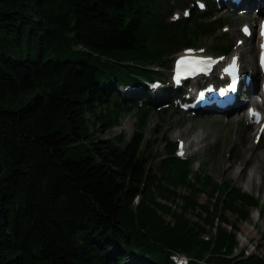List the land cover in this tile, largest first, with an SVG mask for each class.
I'll return each mask as SVG.
<instances>
[{"label": "trees", "instance_id": "16d2710c", "mask_svg": "<svg viewBox=\"0 0 264 264\" xmlns=\"http://www.w3.org/2000/svg\"><path fill=\"white\" fill-rule=\"evenodd\" d=\"M202 1L0 0V264H264L234 255L239 225L253 209L264 218L260 200L193 172L166 137L151 164L158 140L144 129L161 104L147 83L225 27ZM178 9L188 15L171 20ZM123 114L130 139L101 141Z\"/></svg>", "mask_w": 264, "mask_h": 264}, {"label": "rangeland", "instance_id": "374dc122", "mask_svg": "<svg viewBox=\"0 0 264 264\" xmlns=\"http://www.w3.org/2000/svg\"><path fill=\"white\" fill-rule=\"evenodd\" d=\"M192 4L189 3L191 8ZM214 7H208L207 10H210L214 17L221 16L224 19L225 27L223 30H219L214 37H209L203 39L199 44L193 46L192 50H184V52H193L198 54L211 55L216 60L227 61L225 56H217L218 54L213 53L212 48L216 43H229L230 51L229 56L240 55L242 58V64L246 67V70L253 67L255 52L252 49L254 41L251 39H246V41L239 46V40L243 37L241 28L244 23H251V16L246 15L245 19L242 20L240 15L237 13V10L232 9H221L216 4ZM189 9V8H188ZM187 10H176L173 13L172 19H178L180 17L187 16ZM183 51L181 53H184ZM173 56L167 57V60L170 62ZM249 67V68H248ZM159 71V70H156ZM162 82L168 81V76L165 72H162ZM155 84V83H154ZM153 84L150 85V88ZM110 87V86H109ZM112 89L111 94H115V97H123L126 94V97L129 96L136 89L135 87H110ZM162 91L164 94L152 96L155 102L158 104L165 98L167 87H163ZM152 95V94H151ZM194 95V94H193ZM182 104L178 100H173L172 102L160 106L156 110L152 111L147 119L146 128L144 129V134L147 139L158 140V143L153 147L155 156L152 161V166L155 167L158 164L159 157L165 154V144L163 138H168L170 141L175 142L178 146L175 155L178 158L192 161V170L195 173L203 171V173L209 175L216 182H222L225 180H230L232 185L240 188L244 193H248L258 200H260V205L264 210V197H263V188L260 190L256 188H251L247 190L245 186L237 181L232 175H227L222 171V168L229 164V153H219V146L222 142L228 138L231 131L238 129H243L246 126L247 120L243 117L242 113L238 119H233L230 122H224V119L228 115H219L220 120L215 119L214 117H209L207 114L202 113L195 114L190 112H185L181 108ZM164 109V110H163ZM166 112L162 117L161 112ZM85 117L89 121V127L93 131L94 127L91 124L93 117L90 112H87ZM136 122L135 116L133 114L121 115L117 127L112 128L106 132H96V136L99 137L101 141H113L116 136L121 134L124 138V141L127 142L134 132V123ZM96 127V126H95ZM114 130V131H113ZM204 130V134L201 135V131ZM256 132V131H255ZM261 133V132H260ZM259 133V134H260ZM258 134V135H259ZM197 135L205 137L204 140H201L198 145L188 146L187 140H192ZM255 136L252 137L251 143L255 146L261 156L264 157V140L262 138ZM177 136V137H176ZM201 138V137H200ZM215 138H217V143H215ZM199 201L204 203L206 201V196L199 194ZM229 216V221L234 222V217ZM169 219V218H168ZM264 235V218H260L255 209L252 210L250 214V219L247 223L239 225V233L237 234L238 249L237 252L245 251V253L257 254L264 259V242L260 241V238Z\"/></svg>", "mask_w": 264, "mask_h": 264}, {"label": "bare ground", "instance_id": "6f19581e", "mask_svg": "<svg viewBox=\"0 0 264 264\" xmlns=\"http://www.w3.org/2000/svg\"><path fill=\"white\" fill-rule=\"evenodd\" d=\"M236 8L239 15L243 14L240 18L244 20L249 10H253V12H251L252 17L264 12V0H242L241 4L236 6ZM239 59L241 60L243 71H247L244 64H242L241 56H239ZM220 63V61L217 62V67ZM256 72L257 68L253 67L251 75L252 84L255 82ZM151 91L152 95L156 96L160 94V87L154 86ZM242 109V107H238L232 110L227 118L224 119V122L228 123L233 119H238L243 112ZM207 115L220 120L218 116H214L212 113ZM262 130L264 131V116L261 119H257L256 114L252 113L247 119L246 126L243 129L231 131L228 138L218 147V150L219 153H229L230 162L227 166L222 168V171L227 175H232L237 181H240L247 190L251 188L260 190L262 187V194L264 197V157L260 155L259 150L251 143L252 137L257 136ZM204 132L205 131L202 130L201 135L204 134ZM201 135V138L197 135L194 139L187 140L188 146L198 145L201 140H204L205 137ZM215 143H217V138H215Z\"/></svg>", "mask_w": 264, "mask_h": 264}, {"label": "snow or ice", "instance_id": "6c2138e0", "mask_svg": "<svg viewBox=\"0 0 264 264\" xmlns=\"http://www.w3.org/2000/svg\"><path fill=\"white\" fill-rule=\"evenodd\" d=\"M246 31V29H245ZM261 35L264 36V24L261 25ZM262 48H264V45H262ZM183 63V61L179 62ZM261 66L264 67V52L261 54Z\"/></svg>", "mask_w": 264, "mask_h": 264}]
</instances>
